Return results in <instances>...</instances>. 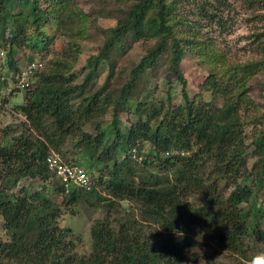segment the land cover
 <instances>
[{
	"label": "trees",
	"instance_id": "16d2710c",
	"mask_svg": "<svg viewBox=\"0 0 264 264\" xmlns=\"http://www.w3.org/2000/svg\"><path fill=\"white\" fill-rule=\"evenodd\" d=\"M78 2L0 0L1 81L9 97L21 91L24 66L44 64L23 90L24 104L12 107L25 119L20 134L0 129V264H186L200 242L249 259V248L264 246V110L256 98L264 94V40L262 59L230 63L179 7L192 2L213 22L218 15L208 0H91L88 13ZM100 17L114 24L101 28ZM51 23L71 26L76 37L94 30L100 43L83 67L74 44L47 59ZM135 44L141 56L119 71ZM189 55L207 68L194 95L183 69ZM0 97L1 114L10 98ZM53 153L83 164L91 188L68 189L49 168ZM22 180L28 185L13 192ZM221 184L233 187L228 195ZM81 206L104 212L92 224L86 255L59 225L65 209L75 214Z\"/></svg>",
	"mask_w": 264,
	"mask_h": 264
},
{
	"label": "rangeland",
	"instance_id": "374dc122",
	"mask_svg": "<svg viewBox=\"0 0 264 264\" xmlns=\"http://www.w3.org/2000/svg\"><path fill=\"white\" fill-rule=\"evenodd\" d=\"M208 1L215 5L218 15L216 18L217 20L213 22L210 21L209 17L207 18L203 12L197 10L192 2L179 4V7H182L183 14L188 22L196 27L200 34L205 35L218 49L227 52L230 63H247L262 59L263 54L260 47L264 40V0H222L219 3L216 0ZM78 5L88 13L90 9L95 6V3H92L91 0H79ZM96 24L106 29L114 24V20L100 17L97 19ZM75 33V30L71 26L58 27L56 24L51 23L47 28L48 41L46 42L50 41L47 59H51L54 56H63L68 48L70 49L74 44V48H79L80 53L78 66L83 67L86 64L87 58L96 52L100 39L95 34L94 30H91L90 35L85 34L82 37H76ZM75 43H77L79 47L75 46ZM3 52L5 53L6 50L4 49ZM142 52V45L135 44L134 48L130 50L126 57L122 59V62L118 64V70L120 71L123 70L124 67H130L132 62L139 59ZM186 59L187 60L183 64V69L190 82V93L194 95L200 90V82H202L204 75L207 74V68L199 65L197 58L193 55L187 56ZM5 64L6 58L3 56L0 58V93L3 92L4 96L9 97L8 92L2 84L3 81H1V77H6L5 71L7 68ZM107 74L108 66H105L103 70L100 71L98 80L99 85L104 83ZM260 77L262 81H264V71ZM180 91L181 86L176 84L174 95L177 101H180ZM257 93L258 91L255 92V94ZM9 98V105H7L0 114V129L12 127L10 131L11 134L13 136H18L20 134V130H18L19 126L25 122V119L22 115L14 112L12 107L24 104L25 92L21 90ZM204 98L221 105V99L212 97L209 93H206ZM256 98L258 102L261 103L262 109L264 110V94ZM110 117L111 112L106 116V120L108 121ZM127 121L128 114H122L121 123L119 125L124 132L128 126ZM113 137L114 135L111 136L110 140ZM71 145L72 141L69 138L66 140L64 146L65 155L69 157L75 153V151H71ZM151 149L150 144H146V151H150ZM81 165L85 169V166L83 164ZM107 172H105V174ZM100 175L101 174L96 171L93 174L91 173L92 179H99ZM26 184L28 185L25 180H22L12 191L19 193V190ZM34 186L35 188H40L38 182H34ZM49 186L52 185L50 184ZM232 188V186L221 184L219 191L228 195ZM263 199V196L258 197L259 202ZM122 204L124 206L127 205L126 202ZM244 207H247V205H244ZM134 208L135 212H137V217H139V209L137 207ZM103 216L104 212L101 208H94L91 206H81L77 208L75 214H72L70 209L64 210L59 225L62 228L71 229L74 247L78 254L86 255L90 253L92 246V224L95 220ZM2 225L3 219L0 216V233L3 231ZM262 252H264V246L255 251L249 248V251L246 252L248 257L251 255L249 260L245 256L232 254L223 250L220 251L215 247H208V245L200 242L194 248L189 249L186 256V264H249L255 255Z\"/></svg>",
	"mask_w": 264,
	"mask_h": 264
},
{
	"label": "built area",
	"instance_id": "2783aa9c",
	"mask_svg": "<svg viewBox=\"0 0 264 264\" xmlns=\"http://www.w3.org/2000/svg\"><path fill=\"white\" fill-rule=\"evenodd\" d=\"M44 64L35 61L23 67L21 73L17 77L16 87L20 90H25L29 86V79L32 75L41 69ZM2 99L0 97V107ZM49 168L56 174V176L65 184L68 189L71 186H79L82 188H91V178L87 171L76 163H66L59 154L53 153L47 160ZM264 205V200H262Z\"/></svg>",
	"mask_w": 264,
	"mask_h": 264
},
{
	"label": "clouds",
	"instance_id": "9594fccd",
	"mask_svg": "<svg viewBox=\"0 0 264 264\" xmlns=\"http://www.w3.org/2000/svg\"><path fill=\"white\" fill-rule=\"evenodd\" d=\"M177 232H179V231L176 230V234H177ZM249 264H264V252L255 255L251 259V261L249 262Z\"/></svg>",
	"mask_w": 264,
	"mask_h": 264
}]
</instances>
